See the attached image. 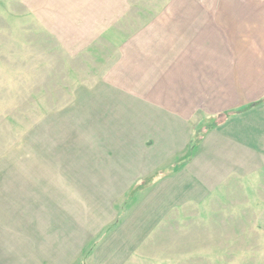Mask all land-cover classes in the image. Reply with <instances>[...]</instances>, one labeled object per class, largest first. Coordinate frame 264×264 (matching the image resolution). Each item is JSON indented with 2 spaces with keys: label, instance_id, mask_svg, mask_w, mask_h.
Listing matches in <instances>:
<instances>
[{
  "label": "rangeland",
  "instance_id": "rangeland-1",
  "mask_svg": "<svg viewBox=\"0 0 264 264\" xmlns=\"http://www.w3.org/2000/svg\"><path fill=\"white\" fill-rule=\"evenodd\" d=\"M53 4L0 0V264H264V200L239 187L160 222L125 203L100 86L118 50L65 46Z\"/></svg>",
  "mask_w": 264,
  "mask_h": 264
},
{
  "label": "crops",
  "instance_id": "crops-1",
  "mask_svg": "<svg viewBox=\"0 0 264 264\" xmlns=\"http://www.w3.org/2000/svg\"><path fill=\"white\" fill-rule=\"evenodd\" d=\"M53 5L54 24H68L65 46L118 50L100 86L116 91L106 112L116 158L131 168L125 203L160 222L233 188L264 200V0ZM117 92L131 98L129 114Z\"/></svg>",
  "mask_w": 264,
  "mask_h": 264
},
{
  "label": "trees",
  "instance_id": "trees-1",
  "mask_svg": "<svg viewBox=\"0 0 264 264\" xmlns=\"http://www.w3.org/2000/svg\"><path fill=\"white\" fill-rule=\"evenodd\" d=\"M255 105H258V104H255ZM255 105H251V106H249V107H247V108H244V109H242V110H240V111H238V112L246 111L247 109L252 108V107H254Z\"/></svg>",
  "mask_w": 264,
  "mask_h": 264
}]
</instances>
